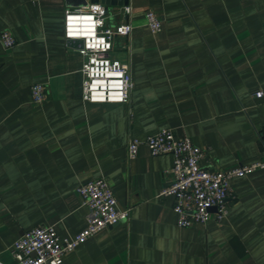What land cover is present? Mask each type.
<instances>
[{"label": "crops", "instance_id": "crops-1", "mask_svg": "<svg viewBox=\"0 0 264 264\" xmlns=\"http://www.w3.org/2000/svg\"><path fill=\"white\" fill-rule=\"evenodd\" d=\"M89 0H0V264H17L26 231L72 237L89 209L78 187L104 177L130 218L65 254L62 264H264V168L231 180L225 219L179 227L175 198L161 196L174 158L132 138L162 129L190 137L202 165L226 171L264 161V0H129L108 24L130 23L110 56L130 66L125 103L83 98L86 57L65 39L67 8ZM126 7L130 8L127 12ZM163 21L153 33L146 11ZM43 83L47 96L32 100Z\"/></svg>", "mask_w": 264, "mask_h": 264}, {"label": "built area", "instance_id": "built-area-1", "mask_svg": "<svg viewBox=\"0 0 264 264\" xmlns=\"http://www.w3.org/2000/svg\"><path fill=\"white\" fill-rule=\"evenodd\" d=\"M127 12L130 11L126 7ZM109 9L102 3L84 8H67L64 16V36L68 41L80 40L79 52L86 57L83 98L94 103H125L133 88L130 66L110 56L117 37L129 36L130 23L108 24ZM147 26L153 33L162 30L163 21L154 10L146 11ZM7 49L16 44L7 30L0 33ZM47 96L43 83L32 86V100L42 103ZM264 98V89L256 92ZM264 142V131L260 135ZM146 145L154 156L171 154L174 158L172 179L161 190V196H173L174 212L179 227L221 221L228 214L227 199L232 195L231 180L264 168V161L242 165L226 171H213L202 165L204 151L190 137H178L171 129H162L146 138H132L128 145L129 158L139 154ZM82 203L89 209L87 225L72 237H62L53 226H37L26 231L13 245L17 264H62L65 254L75 250L91 236L108 226L130 218L129 209H120L109 182L100 177L78 187Z\"/></svg>", "mask_w": 264, "mask_h": 264}, {"label": "water", "instance_id": "water-1", "mask_svg": "<svg viewBox=\"0 0 264 264\" xmlns=\"http://www.w3.org/2000/svg\"><path fill=\"white\" fill-rule=\"evenodd\" d=\"M91 3H102L107 6H125L129 4V0H89ZM71 42H76L81 44L80 40H71Z\"/></svg>", "mask_w": 264, "mask_h": 264}]
</instances>
